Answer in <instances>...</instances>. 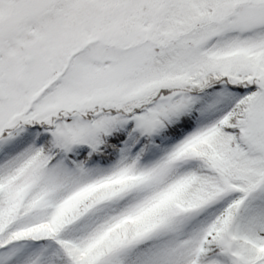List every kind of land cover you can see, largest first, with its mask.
Listing matches in <instances>:
<instances>
[{
    "label": "snow or ice",
    "instance_id": "obj_1",
    "mask_svg": "<svg viewBox=\"0 0 264 264\" xmlns=\"http://www.w3.org/2000/svg\"><path fill=\"white\" fill-rule=\"evenodd\" d=\"M0 264H264V0H0Z\"/></svg>",
    "mask_w": 264,
    "mask_h": 264
}]
</instances>
